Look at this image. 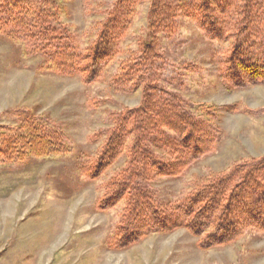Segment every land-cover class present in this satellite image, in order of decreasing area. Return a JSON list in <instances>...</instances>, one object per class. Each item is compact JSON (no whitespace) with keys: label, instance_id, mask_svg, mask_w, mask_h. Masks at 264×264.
Listing matches in <instances>:
<instances>
[{"label":"trees","instance_id":"16d2710c","mask_svg":"<svg viewBox=\"0 0 264 264\" xmlns=\"http://www.w3.org/2000/svg\"><path fill=\"white\" fill-rule=\"evenodd\" d=\"M62 2L0 0V37L18 43L23 57L38 59L37 71L80 75L85 84L98 81L120 55L137 7L149 3L147 38L119 62L109 81L115 92L142 89L141 102L114 115L112 126L97 135L103 143L95 158L77 169L79 176L93 181L125 157L95 204L100 212L122 207L106 247L121 250L151 234L179 229L198 237L204 249L229 245L246 232L264 236V155L195 178L189 192L174 201H160L150 188L159 179L178 177L214 150L220 113L250 115L237 104L190 106L164 87L161 40L173 38L181 21H189L210 42L229 44L214 52L218 77L228 90L264 84V0H115L95 39L82 51L62 22ZM68 153L63 132L30 112L22 113L15 126L0 124V164Z\"/></svg>","mask_w":264,"mask_h":264},{"label":"rangeland","instance_id":"374dc122","mask_svg":"<svg viewBox=\"0 0 264 264\" xmlns=\"http://www.w3.org/2000/svg\"><path fill=\"white\" fill-rule=\"evenodd\" d=\"M115 0H63L62 22L84 50ZM148 2L136 15L120 55L102 77L85 84L80 75L57 76L37 71L38 59L22 56L21 46L0 37V124L15 126L32 113L68 138L69 153L23 164H0V264H264V236L246 232L235 242L200 248L199 238L184 229L151 234L128 248L110 250L106 239L120 219V205L104 212L95 204L104 184L121 170V157L93 181L77 169L94 159L114 115L141 102L142 89L115 92L109 81L119 62L147 38ZM227 43L210 42L189 21L160 42L164 57L163 86L188 105L237 104L241 111L220 113L214 150L192 162L181 175L150 185L160 201L184 197L195 178L219 173L249 158L264 155V84L228 90L220 81L214 52ZM102 137V136H101Z\"/></svg>","mask_w":264,"mask_h":264}]
</instances>
